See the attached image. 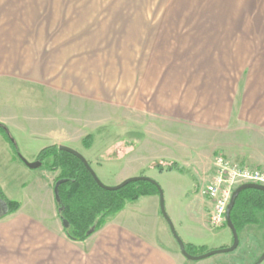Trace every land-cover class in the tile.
Returning a JSON list of instances; mask_svg holds the SVG:
<instances>
[{"label":"crops","instance_id":"obj_1","mask_svg":"<svg viewBox=\"0 0 264 264\" xmlns=\"http://www.w3.org/2000/svg\"><path fill=\"white\" fill-rule=\"evenodd\" d=\"M169 3L175 18L152 19L151 12H162ZM222 8L175 0H0V79L174 122L176 147L196 153L192 201L197 203L194 230L199 233L209 228L212 202L202 188L212 177L215 156L264 168V51L259 50L258 35L245 34L244 22L228 19ZM149 26L159 30L152 38L145 35L153 43L145 58L156 59V64L153 71L146 68L148 74L140 73V84L134 74L126 75L120 100L110 86L116 82L115 71L105 70L100 61L110 58V51L101 53L94 46L111 38L101 39L94 28ZM167 27L175 29V36L165 33ZM132 53L143 54L125 50L124 58H135ZM85 149L88 161L99 164L92 146ZM132 149L126 146L124 151ZM13 163L21 171L30 169ZM130 171L117 179L134 177L140 168ZM50 173L47 210L34 203L25 209L21 203L0 219V264H219L235 259H187L168 235L159 194L128 202L87 239L72 240L58 215L57 174ZM226 229L221 238L209 239L185 227L181 236L195 247L219 248L233 242ZM263 251H255L252 264Z\"/></svg>","mask_w":264,"mask_h":264},{"label":"rangeland","instance_id":"obj_2","mask_svg":"<svg viewBox=\"0 0 264 264\" xmlns=\"http://www.w3.org/2000/svg\"><path fill=\"white\" fill-rule=\"evenodd\" d=\"M207 2L211 5H222V9L227 10L228 19L243 21L245 34L258 35L259 50L263 53L264 0H175V4L195 3V6L197 3ZM171 5L166 4L162 12H151L152 19L175 18ZM212 12L215 13L214 10ZM186 13L184 11V14ZM168 25L171 26V23ZM157 29L159 30L154 26L94 28V32L98 33L101 39H106L107 36L111 38V41H100L94 46L97 45L101 53L110 51L111 57L100 61L105 70L116 73V82L110 86L115 95L119 96L118 99L122 100L125 94L126 75L134 74L140 84V73L148 74L147 69L153 71L156 59H148L145 56L153 49V43L148 38L156 35ZM163 29L165 33L167 30L169 33L171 31L170 27ZM171 34L175 36V29ZM170 45L175 46V43ZM125 50L143 54L139 56L132 53L135 58L125 59ZM104 102L75 98L61 92L31 87L19 81L0 79V122L6 125L18 150L15 151L10 142L0 135V186L7 193V197L22 203L25 209H29L34 203L47 210L46 191L49 182H52L48 165L53 163V157L45 159L39 168H25L24 171H21L13 160L19 164H24L23 159L36 161L40 149L53 145L69 146L87 159L89 151L85 148L92 146L99 164L96 161L93 165L89 163L105 185H117L123 181H119L117 177L130 173L131 168H140L134 176H146L159 184L163 190L166 212L181 238L185 227L193 234H198L197 236L221 238L227 232V227L214 229L208 225V229L204 228L199 233L194 230L198 220L194 212L197 203L192 201L196 192L194 185L197 184L198 166L193 160L196 153L190 150L182 152L176 147L175 123L164 121L161 117L139 116V111ZM54 141L55 144L50 145ZM126 146L133 149L124 151ZM123 151L121 156L120 152ZM158 163L164 167L163 170L156 165ZM172 163H176L182 171L167 169ZM54 172L57 178L59 171ZM198 196L200 197V194ZM163 220L168 235L174 241L166 219ZM243 231L239 233L240 243L235 251L217 254L212 258L235 256L234 261H221L219 264H252L255 251L264 248V231L262 226L255 224L247 226ZM227 247L229 246L209 249L197 246L191 251L194 255H200ZM261 264H264V261Z\"/></svg>","mask_w":264,"mask_h":264},{"label":"trees","instance_id":"obj_3","mask_svg":"<svg viewBox=\"0 0 264 264\" xmlns=\"http://www.w3.org/2000/svg\"><path fill=\"white\" fill-rule=\"evenodd\" d=\"M0 135H3L15 151L16 144L11 140L6 125L0 122ZM90 138V137H89ZM86 142V141H85ZM53 157L49 170L59 171L55 186L58 190V215L65 225L67 236L75 241H83L100 229L115 214L120 212L128 202L138 200L140 197L159 194L157 186L150 181L130 182L124 187L115 190L101 188L84 163L76 156L60 150L58 146L43 148L37 160L42 162ZM161 170L164 167L156 164ZM169 170L182 169L176 163L167 166ZM61 181L58 185L57 182ZM21 204L7 197L0 186V219L16 212ZM232 221L238 233L249 225H260L264 231V192L256 189L243 190L232 209ZM264 234V232H263ZM195 246L186 244L189 253Z\"/></svg>","mask_w":264,"mask_h":264},{"label":"built area","instance_id":"obj_4","mask_svg":"<svg viewBox=\"0 0 264 264\" xmlns=\"http://www.w3.org/2000/svg\"><path fill=\"white\" fill-rule=\"evenodd\" d=\"M244 183L264 185V168L224 155L215 156L212 177L202 188V193L212 202L208 219L210 227L218 229L227 226V208L233 191Z\"/></svg>","mask_w":264,"mask_h":264},{"label":"water","instance_id":"obj_5","mask_svg":"<svg viewBox=\"0 0 264 264\" xmlns=\"http://www.w3.org/2000/svg\"><path fill=\"white\" fill-rule=\"evenodd\" d=\"M59 149L66 151L68 153L73 154L74 156L78 157L86 166V168L89 170V172L92 174L93 178L95 179V181L97 182V184L105 189V190H110V191H115L118 190L122 187H124L125 185H127L130 182H135V181H140V180H144V181H150L152 183H154L158 190H159V198H160V207H161V212L164 216V218L166 219V221L169 224L170 230L172 232V235L174 236L175 240L177 241L180 251L181 253L189 260H193V261H200V260H204L207 259L211 256L217 255V254H222V253H228V252H232L235 251L240 243V239H239V233L237 231V228L235 227L232 218H231V212L232 209L236 203V200L239 196V194L246 189H256V190H260L264 192V185L261 184H256V183H244L241 184L240 186H238L232 194L230 203L228 205L227 208V227L231 230L232 236H233V242L232 244L225 248V249H219V250H211L208 251L206 253L200 254V255H193L191 253H189L186 249V244L183 241V239L179 236V234L177 233L175 226L171 220V218L169 217V215L166 212L165 209V202H164V194H163V190L161 189V187L159 186V184L154 181L153 179L146 177V176H134V177H130L127 178L125 180H123L121 183L114 185V186H108L105 185L103 182H101V180L99 179V177L97 176V174L95 173V171L93 170V168L91 167V164L89 163V161L81 154L79 153L77 150L69 147V146H65V145H59ZM24 163L26 164V166H28L30 169H36L42 166V161L41 160H36L33 162H29L25 159H23ZM61 181H58L56 185H58ZM55 195H56V200H59V196H58V190L57 187L55 186ZM64 224H67L64 222ZM264 261V251L262 252V254L259 256V258L254 262V264H261Z\"/></svg>","mask_w":264,"mask_h":264}]
</instances>
